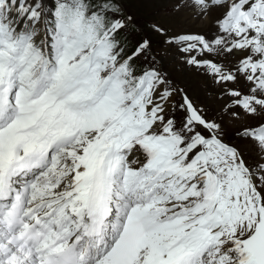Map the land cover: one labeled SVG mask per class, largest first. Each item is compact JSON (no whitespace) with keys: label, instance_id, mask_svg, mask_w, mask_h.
<instances>
[{"label":"snow or ice","instance_id":"6c2138e0","mask_svg":"<svg viewBox=\"0 0 264 264\" xmlns=\"http://www.w3.org/2000/svg\"><path fill=\"white\" fill-rule=\"evenodd\" d=\"M126 4L0 0V264H264V0L151 25L216 109L131 43Z\"/></svg>","mask_w":264,"mask_h":264},{"label":"rangeland","instance_id":"374dc122","mask_svg":"<svg viewBox=\"0 0 264 264\" xmlns=\"http://www.w3.org/2000/svg\"><path fill=\"white\" fill-rule=\"evenodd\" d=\"M189 2L190 0H185L184 6L176 9L174 7L176 0H127L126 8L133 16L139 29L142 30L143 36L150 37L152 44L156 45L153 52L156 56H160L162 69L171 73V78L179 87H184L197 103H203L211 109H216L219 107L216 102L217 93L210 79L202 70L197 71L184 63L176 48L165 42L170 38L169 36L153 32L151 29L153 24L165 28L168 33L172 34L186 31L207 32L214 29L215 14H211L207 23L205 18L196 19L189 11H186ZM138 27L136 26V28ZM128 31L130 33L128 39L131 43L135 44L143 37L138 38L134 28H130ZM234 127V124H230L227 131L232 132ZM240 146L248 154L249 159L254 156L255 153L250 145L241 143Z\"/></svg>","mask_w":264,"mask_h":264},{"label":"bare ground","instance_id":"6f19581e","mask_svg":"<svg viewBox=\"0 0 264 264\" xmlns=\"http://www.w3.org/2000/svg\"><path fill=\"white\" fill-rule=\"evenodd\" d=\"M186 13V12H185ZM188 13V12H187ZM213 14V13H212ZM211 16V14L207 17V18H205V22L207 23V22H209V20H210V17ZM163 63V62H162Z\"/></svg>","mask_w":264,"mask_h":264},{"label":"trees","instance_id":"16d2710c","mask_svg":"<svg viewBox=\"0 0 264 264\" xmlns=\"http://www.w3.org/2000/svg\"><path fill=\"white\" fill-rule=\"evenodd\" d=\"M229 133H231V132H229Z\"/></svg>","mask_w":264,"mask_h":264}]
</instances>
